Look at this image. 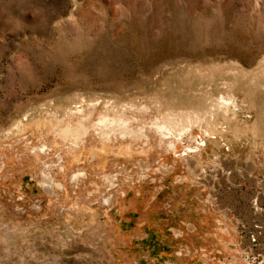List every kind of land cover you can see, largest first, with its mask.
Masks as SVG:
<instances>
[{"label":"rangeland","instance_id":"374dc122","mask_svg":"<svg viewBox=\"0 0 264 264\" xmlns=\"http://www.w3.org/2000/svg\"><path fill=\"white\" fill-rule=\"evenodd\" d=\"M261 248L264 0H0V264Z\"/></svg>","mask_w":264,"mask_h":264},{"label":"crops","instance_id":"0c3cea01","mask_svg":"<svg viewBox=\"0 0 264 264\" xmlns=\"http://www.w3.org/2000/svg\"><path fill=\"white\" fill-rule=\"evenodd\" d=\"M264 250V248H261L260 249V254L257 252V253H255V252H253V251H251V254H256V255H258V256H260L261 255V257H262V251ZM260 259V257L258 258V260ZM262 263V261H260V263L258 262V261H255L254 262V264H261Z\"/></svg>","mask_w":264,"mask_h":264},{"label":"built area","instance_id":"2783aa9c","mask_svg":"<svg viewBox=\"0 0 264 264\" xmlns=\"http://www.w3.org/2000/svg\"><path fill=\"white\" fill-rule=\"evenodd\" d=\"M258 234H259V233H258ZM258 234H253V235H252V239H253L254 241L257 239Z\"/></svg>","mask_w":264,"mask_h":264},{"label":"bare ground","instance_id":"6f19581e","mask_svg":"<svg viewBox=\"0 0 264 264\" xmlns=\"http://www.w3.org/2000/svg\"><path fill=\"white\" fill-rule=\"evenodd\" d=\"M235 107H238V105H235ZM74 178H77V179H75V180H79V174H75V175H74Z\"/></svg>","mask_w":264,"mask_h":264}]
</instances>
